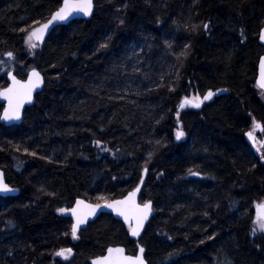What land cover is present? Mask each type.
I'll return each mask as SVG.
<instances>
[{"label": "trees", "instance_id": "trees-1", "mask_svg": "<svg viewBox=\"0 0 264 264\" xmlns=\"http://www.w3.org/2000/svg\"><path fill=\"white\" fill-rule=\"evenodd\" d=\"M62 2L0 0V90L5 69L24 79L36 68L46 82L21 125L0 123V168L20 190L0 197V264H90L111 246L130 255L142 246L148 264H264V0H96L90 20L30 49L20 29ZM209 90L217 94L199 108L179 107ZM145 166L139 202L152 200L155 214L141 239L110 215L73 238L57 209L121 199ZM62 248L72 249L67 259L55 255Z\"/></svg>", "mask_w": 264, "mask_h": 264}, {"label": "snow or ice", "instance_id": "snow-or-ice-1", "mask_svg": "<svg viewBox=\"0 0 264 264\" xmlns=\"http://www.w3.org/2000/svg\"><path fill=\"white\" fill-rule=\"evenodd\" d=\"M94 7L93 0H63V4L51 14V17L39 27L31 28L29 31L28 28H22L20 31L25 32V40L30 49H36L42 43L43 38L47 30L51 25L58 22H64L69 19L73 15V13H83L84 15L91 16L92 10ZM127 7V5H125ZM39 23V22H37ZM120 25L124 24V20L121 19L119 21ZM31 27V26H29ZM197 26H193V30L196 29ZM209 27L208 24H204V30H207ZM241 36H244V30H240ZM260 39L264 41V29L261 30ZM111 40V37L108 38ZM108 42L100 44V49L108 48ZM170 46V45H169ZM10 60H14V54L12 52H7L5 54ZM188 55L187 48L180 54V56L186 57ZM179 59V57H178ZM6 64V61L0 60V67H3ZM261 68V83L260 87L264 89V58L261 59L260 62ZM14 69H5L7 74L9 75L12 84L10 87L0 91V96H4V98L8 101V107L5 108L3 113V119L7 121L12 120H19L21 109L25 101L30 102L32 98V94L34 90L43 84V77L41 76L40 72L36 69H32L31 73L26 81H20L16 79L15 75H12V71ZM176 75L178 76L179 73L177 72ZM170 91H175V88H170ZM226 89H221L219 91H225ZM217 93L209 90L203 96L202 99L198 100V102L193 103L188 97H184L183 102L180 104V108L185 107L186 105L191 104L192 107L199 108L203 101L211 100L214 95ZM177 119H179V112L176 114ZM159 122V121H158ZM186 135L185 131L183 130V125L181 124L176 132H175V139L177 141L181 140ZM247 135L252 138V133L249 132ZM160 142L157 141V144ZM97 146L101 145V141H95ZM19 150V149H17ZM105 151H110V149L105 148ZM27 151V150H25ZM31 155L35 156L36 153H31ZM115 155V153H113ZM151 156V154H149ZM45 157H41L44 159ZM261 159H264V153L261 155ZM51 162V161H49ZM143 172L147 174L148 168L147 166L144 167ZM189 175H199L198 172H194L192 169L188 170ZM160 175H163L161 173ZM144 181L143 178L140 180V185H143ZM17 191L16 189L9 186L8 183L4 180V174L0 171V193H10ZM140 192V186L134 188L131 192L127 194L123 199L114 200L111 202H107L104 205L99 203L97 204H89L85 205L83 200L76 201V207L72 209L67 208H58L57 211L60 213H66L71 211L72 215L76 217V223L72 226V235L73 238L77 237V232L81 224L87 223V219L85 215L80 214V206L84 205L90 210V214L94 215L95 212L100 209L102 206L113 209L117 215L122 216L124 221L128 225V229L133 237H139L140 233L143 231L144 224L148 220V218L153 213V201L152 200H144L143 203H136V196ZM49 195H55L54 193H49ZM99 199H104L100 197ZM207 215V213H205ZM9 227H15V224L9 220L6 222ZM259 230L264 231V219L258 220ZM257 229H253L255 232ZM215 237L210 235L207 239L212 240ZM171 239V237H169ZM201 243H204L202 240ZM145 249L143 247L139 248V255L136 256H124V249L123 248H108L107 253L108 255L99 257L93 261V264H146L143 253ZM72 253L71 248H62L59 251L55 252L56 256L64 257L65 259L68 258V254ZM12 255L11 252L8 253ZM115 254V255H114Z\"/></svg>", "mask_w": 264, "mask_h": 264}, {"label": "water", "instance_id": "water-1", "mask_svg": "<svg viewBox=\"0 0 264 264\" xmlns=\"http://www.w3.org/2000/svg\"><path fill=\"white\" fill-rule=\"evenodd\" d=\"M95 2H96V0H93L94 7H93V10H92V15H91V16L84 15L83 13H73V15H72L71 17H69V19H68L67 21H64V22H58V23H54L53 25H51V26L49 27V29L47 30V32L45 33L44 38H43V41H42V43H40V45H43V44L45 43V41L47 40L48 36H49V35H50V34H51V33H52L57 27L67 26V25L70 24L71 22L78 21V20H82V21L90 20V19L93 17L94 12H95V9H96ZM62 4H63V2H62ZM62 4H61V5H62ZM45 22H46V21H45ZM45 22H43V23H45ZM43 23H42V24H43ZM40 25H41V24H40ZM40 25H39V26H40ZM39 26H37V27H39ZM262 29H264V26H263ZM262 29H261V30H262ZM260 33H261V31H260ZM259 43H260L262 46H264V41H262V40L260 39V34H259ZM262 58H264V55L260 58L259 63H258V73H257V78H256V85H257V87H258L259 89H261V90L264 92V89H262V88L260 87V83H261V68H260V62H261V59H262ZM31 70H32V69H31ZM31 70H29V72L27 73L25 79H21V78H19V77L15 74L14 71H12V75H15L17 80H20V81H26V80L28 79L30 73H31ZM36 70H37L38 72H40L38 69H36ZM40 74H41V76L43 77V81H44V82H43L42 85H40L39 87H37V88L34 90V92H33V94H32L31 101H30V102H28V101H25V102H24L23 107H22V109H21V113H20V117H21V118H20L19 120L7 121V120H4V119H3V113H4V110H5V108L8 107V101L4 98V96H0V103L3 105V110H2V113H1V116H0V123H1L2 125H4L6 128H10V127H13V126H19V125H21L22 122H23V119H24V115H25L26 110L34 106V104H35V102H36V97H37L40 93L43 92V90H44V88H45V84H46V82H45V78H44L43 74H42L41 72H40ZM6 79H7V83H8V85H7L6 87H4L1 91H3L4 89L10 87L11 84H12V81H11V79H10V77H9L8 74H7V76H6ZM225 93H227V92H225ZM219 94H222V92H219ZM212 98H213V97H212ZM199 100H200V99H199ZM0 171L3 172V174H4V180H5V182L7 183L4 171H3L2 169H0ZM145 175H146V174H144L143 181L145 180ZM9 186H10V185H9ZM139 186H140V192H141V189H142V186H143V185H139ZM10 187H11V186H10ZM12 188H13V187H12ZM14 189H16V188H14ZM16 190H17V191L10 192V193H0V197H2V198H8V197H15V196H18V195L20 194V190H19V189H16ZM140 192H139V193L137 194V196H136V203H138V204L140 203V202H139V195H140ZM126 196H127V195H126ZM123 198H124V197H123ZM123 198H121V199H123ZM78 200H83V199H78ZM117 200H120V199H117ZM83 201L85 202V205L93 204V203L87 202V201H85V200H83ZM93 205H94V204H93ZM101 205H104V204H101ZM74 207H76V203H75ZM74 207H72V208H74ZM262 207H263V206H262ZM72 208H71V209H72ZM79 211H80V214H81V215H85V216H86L87 223H85V224H81L80 227H79L78 232H81V231L85 230V229L87 228L88 224H90V223L96 221L101 215H110V216H112L114 219H116L117 221H120V222L123 223L126 227H128L127 223L124 221V218H123L122 216L117 215V213H116L113 209H111V208H107V207H103V206H102L100 209H98V210L95 212L94 215H92V214H90V210H89L87 207H85L84 205H81ZM154 214H155V212H154V210H153L152 215H151V216L148 218V220L145 222V224H144V228H143V231L140 233V236H139V237H133V236L131 235L130 231H129V235H130V237H131L132 239H134V240H136V241H139V240L141 239V237L143 236V233H144V231H145L147 225L149 224V222H150L151 219L153 218ZM261 216H262L263 219H264V212L261 214ZM64 217L67 218V219H70V220L72 221V224H73V225L76 223V217L72 215L71 211L64 213ZM78 232H77V233H78ZM76 235H77V234H76ZM140 247H142V246H139V247H138V252H137L136 255H139V248H140ZM109 248H123V249H124V253H123L124 256H136V255H129V254L127 253V251H126V248L123 247V246H116V247L111 246V247H109ZM106 255H108L107 250H106V253H105L103 256H106ZM114 255H115V254H114ZM103 256H99V257H103ZM99 257H96V258L91 259V260H90V264H93V261H94L95 259L99 258ZM143 258H144L146 264H148V262H147L146 259H145V251H144V253H143Z\"/></svg>", "mask_w": 264, "mask_h": 264}, {"label": "rangeland", "instance_id": "rangeland-1", "mask_svg": "<svg viewBox=\"0 0 264 264\" xmlns=\"http://www.w3.org/2000/svg\"><path fill=\"white\" fill-rule=\"evenodd\" d=\"M189 99H191V100L194 101V102H197V98H189ZM260 212H261V211H259V214H258V220L263 219V218L260 216ZM257 226L259 227L258 221H257Z\"/></svg>", "mask_w": 264, "mask_h": 264}, {"label": "bare ground", "instance_id": "bare-ground-1", "mask_svg": "<svg viewBox=\"0 0 264 264\" xmlns=\"http://www.w3.org/2000/svg\"><path fill=\"white\" fill-rule=\"evenodd\" d=\"M55 11H56V10H55ZM53 12H54V11H53ZM53 12H52V13H53ZM52 13H51V14H52ZM50 17H51V15L48 17V19H49ZM48 19H47V20H48ZM34 69H36V68H34ZM43 76H44V75H43ZM44 78H45V77H44ZM7 85H8V83H7ZM76 201H77V200H76ZM76 201H75V202L73 203V205H72L70 208H68V209H71L72 207H74ZM262 206H264V205H259V207H262ZM63 217H64V216H63ZM135 255H136V254H135ZM145 259H146V258H145Z\"/></svg>", "mask_w": 264, "mask_h": 264}, {"label": "flooded vegetation", "instance_id": "flooded-vegetation-1", "mask_svg": "<svg viewBox=\"0 0 264 264\" xmlns=\"http://www.w3.org/2000/svg\"><path fill=\"white\" fill-rule=\"evenodd\" d=\"M257 140V139H256Z\"/></svg>", "mask_w": 264, "mask_h": 264}]
</instances>
